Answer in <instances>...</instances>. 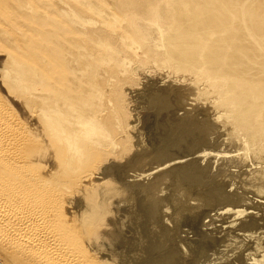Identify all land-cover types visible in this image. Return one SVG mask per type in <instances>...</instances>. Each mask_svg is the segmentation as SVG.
I'll list each match as a JSON object with an SVG mask.
<instances>
[{
	"label": "rangeland",
	"instance_id": "obj_1",
	"mask_svg": "<svg viewBox=\"0 0 264 264\" xmlns=\"http://www.w3.org/2000/svg\"><path fill=\"white\" fill-rule=\"evenodd\" d=\"M58 1L37 2L38 7L49 8L51 33L40 23L29 24L40 38L42 52L51 58L52 71H58L52 74L59 78L62 72L69 77L63 87L74 95V108L85 107L100 116L104 110L116 108L122 113L117 126L126 128L121 127L124 132L116 136L118 147L104 151L103 156L93 154L101 158L93 162L98 168L96 178L107 175L115 188L109 208L122 231L105 247L114 254L113 260L119 264H170L166 257L173 256L175 263L171 264H262L264 135L261 138L237 121L232 101L221 90L227 80L221 74L224 66L212 73L200 71L183 67L161 52L164 38H173L174 30L161 17L160 7H169L172 0L120 1L117 12L122 21L109 18V27L99 24L107 14L98 0H63L75 14H67ZM213 1L208 9L196 7L198 18L226 17L228 20L217 22L219 28L225 27L216 38L227 46L223 56L238 55L234 66L255 73L257 78L250 77L252 81L264 80V0H195L202 4ZM4 3L9 10H17L21 4L33 7L29 0ZM79 17L89 23L80 24ZM123 25L137 46L131 48L125 42ZM93 30H115L116 34H107L108 41L101 42L90 37ZM80 32L86 33L79 36L87 42L86 51L75 44ZM17 33L20 41L26 39ZM236 42H240L237 49ZM76 66L80 69L75 70ZM98 89L101 98L95 95ZM37 101L30 102V114L40 113ZM255 134L256 142L246 147V137L252 140ZM147 198L155 204L156 214L148 219L151 232L147 230L146 238L151 244L153 239L162 244L159 253L140 252L134 244H143L141 239L128 244L136 224L127 217ZM105 259L109 260L108 255Z\"/></svg>",
	"mask_w": 264,
	"mask_h": 264
},
{
	"label": "bare ground",
	"instance_id": "obj_2",
	"mask_svg": "<svg viewBox=\"0 0 264 264\" xmlns=\"http://www.w3.org/2000/svg\"><path fill=\"white\" fill-rule=\"evenodd\" d=\"M29 1L33 7L21 4L19 9L9 10L5 0H0V264H119L113 260L114 254L105 248L112 245L118 238L116 234L122 231L113 219L114 211L109 208L115 200V188L107 175L103 179L96 178L98 168L93 162L101 158L96 159L93 154L103 156L102 153L119 146L116 136L124 130L117 122L122 113L110 108L100 116L85 107L84 110L74 108V95L66 93L67 89L63 87L69 77L62 72L59 78L52 74L55 71L50 66L51 58L42 52V44L37 42L40 38L29 26L30 22L40 23L47 34L51 33L49 8L38 7V0ZM98 1L100 9L107 14V17L101 16L99 24L108 27L111 25L109 18L122 21L117 3L141 2ZM58 2L67 14L76 13L68 3ZM213 3L172 0L169 7H160L161 17L169 20L174 30L173 38H164L165 46L161 52L183 67L200 71L212 73L224 66L221 74L227 80L220 89L232 101L240 125L255 130L262 138L264 80L252 81L250 77L257 78L255 73H244L243 68L234 66L238 55L223 56L227 46L216 38L224 33L225 27L219 28L217 22L228 19L217 14L213 20L206 21L208 19L198 18L196 10L197 6L208 9ZM21 9L30 13H20ZM81 22L89 23L82 18ZM122 29L127 37L125 42L131 48L137 46L131 31L124 25ZM98 30L90 31V37L101 42L108 41L107 34L110 37L116 34L115 30ZM18 31L25 40L20 41ZM82 35L86 33L80 32L75 44L86 51L89 47L86 41L80 40ZM239 45L240 42H236V49ZM223 61H227L226 64L220 63ZM41 62L46 63L42 65ZM78 69L80 66H76L75 70ZM95 95L101 98V91L98 89ZM33 99L41 105L39 114L29 113ZM257 134L252 140L246 135V147H252ZM175 195L172 196L176 198ZM189 196L187 193V201ZM149 201L147 198L143 204L139 202L127 217L129 222L136 224L135 235L128 244L141 239L145 244H134L140 252H158L163 248L159 241L156 243L151 238L154 241L151 244L147 239L151 232L147 228L148 219L156 214L155 204ZM105 254L109 260L105 259ZM166 258L168 263L174 262L173 256Z\"/></svg>",
	"mask_w": 264,
	"mask_h": 264
}]
</instances>
